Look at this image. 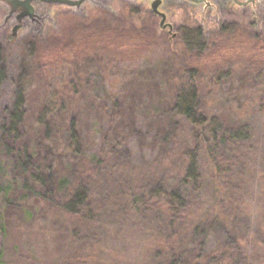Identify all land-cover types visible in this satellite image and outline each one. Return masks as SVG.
Here are the masks:
<instances>
[{
	"label": "rangeland",
	"instance_id": "1",
	"mask_svg": "<svg viewBox=\"0 0 264 264\" xmlns=\"http://www.w3.org/2000/svg\"><path fill=\"white\" fill-rule=\"evenodd\" d=\"M152 1L145 0L144 8L149 9ZM119 2L89 0L79 10L37 6L41 22L33 28L30 41L38 51L31 56L28 26L9 46L4 35L14 23L11 20L0 30V46L7 47L0 126L8 121L18 94L25 104L15 151L7 153L0 145V264H165L172 250L189 261L198 257V264H221V253L229 245L232 256L226 255L224 263L262 264L264 68L255 70L249 57H242L237 49L228 52L213 32L221 21L241 12L264 24V3L256 5L252 15L250 7L239 9L231 0H209L215 14L210 10L202 17L201 5L163 0L159 10L172 29H161L156 17L139 20L140 27L150 23L152 29L142 33L133 47L128 42L129 49L124 50L129 59L120 65L107 61L108 54L101 61L85 62L50 54L65 44L56 42L62 31L80 22L82 32H88L85 23L103 6ZM7 13L0 4V28ZM188 21L199 26L208 41L205 56L197 61L200 109L218 120L228 145L216 154L217 163L224 160L219 178L214 164L198 150L202 204L195 203L194 214H186V231L165 244V235H151L144 220L122 214L120 206L126 192L135 187L145 190L160 183L176 188L180 171L178 163L172 164L179 158L175 153L180 143L194 147L187 129L170 113L174 88L185 84L182 71L174 68L173 76V64L180 60L182 49L178 29ZM70 124L78 136L77 155L70 148ZM239 127L245 129L246 143L228 142ZM22 148L39 168L37 174L45 180L49 176L46 185H34L30 174L25 175L28 166ZM79 184L87 188V209L97 213L83 214L87 216L83 220L82 214H63L57 206ZM242 207L247 209L244 214L233 213Z\"/></svg>",
	"mask_w": 264,
	"mask_h": 264
},
{
	"label": "trees",
	"instance_id": "2",
	"mask_svg": "<svg viewBox=\"0 0 264 264\" xmlns=\"http://www.w3.org/2000/svg\"><path fill=\"white\" fill-rule=\"evenodd\" d=\"M119 1V4L113 8L114 15L111 12L100 10L90 23H85L87 26L84 27L87 28L88 32H82L80 22L71 25L72 27H69V30L62 31V35L58 36L59 38L62 37V39L57 40L56 38V42L65 44H62L58 51H51L50 54L62 57V59H72V62L101 61V57L107 54L109 55V57L106 56L107 61L116 62L117 65L127 61L129 53L124 49H129L130 44L128 42H131L132 45L142 33L149 32L153 26L149 23L150 25L140 27L141 25H138L137 22L139 20L145 21L146 16L149 18L154 16L142 4L136 7L124 3L123 0ZM262 2L264 3V1ZM237 15H232L230 21H221L213 34L218 39H221V43H223L228 52L232 49H237L242 57L246 55L249 57V62L255 70L260 67L264 68V24L257 23V21L254 22L242 12L239 16ZM190 22L188 21L178 29L177 38L182 45L179 57L181 61L179 59L176 60L178 62L175 61L173 70L175 68V70L182 71L181 79H185V84H178L174 88L170 113L174 121H181V125L187 129L194 147L189 149L180 143V147L175 153L179 155V158L178 160H173L172 164L178 163L177 169L180 171L176 188H170L171 184L161 185L160 183H156L150 189L147 188L145 190L135 187L126 192V201L121 200L124 202L120 206L122 214H133L137 216L139 221L144 220L150 228L151 235H155V237L156 235L159 237L165 235L167 241L165 244H169L171 240L173 241L174 236L177 237V234L179 236L186 231L188 224L186 214H194L193 212L191 213L193 207L201 206L202 204L200 193L203 182L198 150L201 148V151L205 152L208 161L212 165L214 164V175L219 178L222 174L220 164H223L224 160H219V163H217L216 154L219 156L228 145L225 139L227 137H224L218 120L212 116H206L200 109V100L195 85V79L200 70L197 61L205 56L204 52L208 49V41L207 35L204 34L203 30L195 23L190 24ZM142 23L144 24V22H140V24ZM30 40L33 39L27 38V41ZM5 41L6 46H9L10 41L8 39ZM27 46L30 56L38 51L33 47V42L31 41L27 43ZM130 50H134V48ZM5 51H7V47L2 48L0 46V84L4 81L6 73ZM90 52L95 55L88 56L87 54ZM193 60L196 61L193 62ZM175 70L173 76L175 75ZM24 105L23 95L18 94L9 113L8 121L3 122L0 126V145L7 153L14 152L17 142L21 140L20 129L25 115ZM67 130L69 131L70 148H73L74 155H77L79 151L77 133L72 124L69 125ZM236 131V133L230 134L228 142L246 143L247 134L245 129L239 127ZM21 150L23 163L28 166L24 170V173L26 172L25 175L27 173L30 174V180L31 182L33 180L32 184L34 185H46L47 181H49V176L45 180V177L37 174L39 168L36 169L29 162L26 148ZM16 157L21 158L19 155ZM88 199L87 188L79 184L75 186L70 197L57 201V206L63 214H82L80 218L83 220L87 218L83 214H97L87 209L89 206ZM262 200L259 205L264 204V199ZM246 210L242 207L233 210V213L244 214ZM140 215L142 219L138 217ZM151 218H153L152 222H150ZM148 222H150V225ZM180 243L178 242L177 246H180ZM231 249L232 246L229 245V248L221 253V264H227L224 263V258H226V255L228 257L232 256L229 253ZM157 251H155V259L157 258ZM212 257H209V263L213 261L211 260ZM197 261L198 257L196 256L192 257L190 261L186 256H184V259L181 256L176 257L175 252L172 250L165 264H198ZM229 264H232V261Z\"/></svg>",
	"mask_w": 264,
	"mask_h": 264
},
{
	"label": "water",
	"instance_id": "3",
	"mask_svg": "<svg viewBox=\"0 0 264 264\" xmlns=\"http://www.w3.org/2000/svg\"><path fill=\"white\" fill-rule=\"evenodd\" d=\"M89 0H0V4L5 5L8 8V19L10 16L14 15L17 23L24 18H29L31 21L37 19V15L34 13L33 3L39 2L49 5L67 6L74 9H79V7ZM138 1V0H133ZM189 3L196 5H203L202 17L208 10H211L215 14V6L209 3V0H186ZM232 3L240 8L250 7L252 10V15H254L256 10V5H259L264 0H231ZM161 5V0H153L150 5L151 12L160 19L159 27L161 29H169L172 27L166 24V16L159 11ZM18 26H15L13 33L16 32ZM174 37V35H173Z\"/></svg>",
	"mask_w": 264,
	"mask_h": 264
},
{
	"label": "flooded vegetation",
	"instance_id": "4",
	"mask_svg": "<svg viewBox=\"0 0 264 264\" xmlns=\"http://www.w3.org/2000/svg\"><path fill=\"white\" fill-rule=\"evenodd\" d=\"M145 0H138V1H133V0H123V2L124 3H126V4H128V5H133V6H139V5H141L142 4V6H143V2H144ZM185 2H187L186 0H184ZM88 2V1H87ZM87 2H85V3H87ZM232 2V1H231ZM84 3V4H85ZM162 3H163V0H161V5H160V7L162 6ZM187 3H189V2H187ZM84 4H82L80 7H79V9L81 8V7H83L84 6ZM150 5H151V3H150ZM190 5H196V4H192V3H190ZM232 5L235 7L236 5H234L233 3H232ZM37 6H41L42 8H46V6H58V5H49V4H44V3H39V2H35V3H33V8H34V13L37 15V19L35 20V21H31L29 18H24V19H22L21 21H20V23H17V21H16V19H15V16L14 15H12V16H10L8 19H6L7 18V16H8V13H7V15H6V17H5V20H4V22H3V24L1 25L2 27L0 28V30H2L3 28H5V26H6V24L9 22V21H11L12 20V22L14 23V26H13V29H14V27L15 26H18V28H17V30H16V32L15 33H13V29L8 33H6L5 35H4V37L5 38H7L9 41L10 40H12V38L14 39V37H16V35L18 34V32H20L21 30H22V28H24L25 26H28L29 27V29H30V31H29V33H28V38L29 39H31L32 37H34L35 35H34V32H33V28L34 27H36L37 25H39V22H41L40 20H41V16H40V13H37V12H39V10H38V8H36ZM201 6L203 7V5L201 4ZM61 7H66V8H70V7H67V6H61ZM115 7V5H109V7H102L101 8V10H104V11H107V12H111V14L112 15H114V12H113V8ZM144 7V6H143ZM236 7H238V6H236ZM239 9H245V8H247V7H244V8H240V7H238ZM79 9H77V10H79ZM160 9V8H159ZM76 10V9H75ZM150 12H151V10H150V7H149V9H148ZM160 11V10H159ZM208 11H210V10H208ZM207 11V12H208ZM152 13V12H151ZM152 15L154 16V17H156V18H158L157 16H155L153 13H152ZM6 29V28H5ZM5 29H3V30H5ZM30 34V35H29ZM177 37V36H176Z\"/></svg>",
	"mask_w": 264,
	"mask_h": 264
}]
</instances>
